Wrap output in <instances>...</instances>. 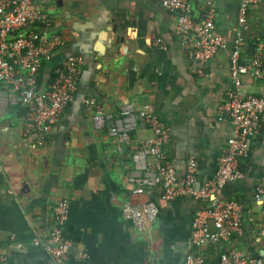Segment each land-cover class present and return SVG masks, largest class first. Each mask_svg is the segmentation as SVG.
Returning <instances> with one entry per match:
<instances>
[{
  "label": "crops",
  "instance_id": "obj_1",
  "mask_svg": "<svg viewBox=\"0 0 264 264\" xmlns=\"http://www.w3.org/2000/svg\"><path fill=\"white\" fill-rule=\"evenodd\" d=\"M189 1L196 18L213 2L215 33L225 41L204 66L182 49L176 14L157 0H49L51 32L66 46L43 67L42 88H49L53 69L67 56L81 55L83 62L76 101L42 145L25 130L26 109L1 100L0 256L8 264H53L44 246L50 240L53 207L63 199L70 202L65 227L72 244L69 264H184L193 254L203 256L206 264H218L225 245L191 244V224L204 202L188 197L164 202L158 188L134 194L135 149L151 131H134L131 145L120 154L82 107L85 97L111 112L149 106L170 129L166 154L178 176H185L194 159L197 187L214 180L232 136L230 123L219 113L231 86L229 57L239 34L242 61L253 59L256 42L264 36V0L250 8L244 28L237 24L241 0ZM117 36L124 41L117 43ZM259 90L257 81L244 78L240 94ZM239 166L243 178L227 184L217 197L242 205V234L233 239L234 247L264 260V202L256 199L264 177V124ZM127 202L159 206L145 232L123 218Z\"/></svg>",
  "mask_w": 264,
  "mask_h": 264
},
{
  "label": "built area",
  "instance_id": "obj_2",
  "mask_svg": "<svg viewBox=\"0 0 264 264\" xmlns=\"http://www.w3.org/2000/svg\"><path fill=\"white\" fill-rule=\"evenodd\" d=\"M157 2L176 14V33L189 58L204 66L224 48V39L215 33L216 10L212 1L207 2V9L199 18L194 16L189 0ZM257 2L240 1L237 16L240 28L246 27L250 8ZM48 5L49 0H0V103L4 99L26 109L25 130L36 134L39 145L45 143L46 136L75 102L83 62L81 55L67 56L53 69L54 77L49 88H42L39 79L43 67L66 46L61 36L51 32L54 18L47 11ZM243 45L238 34L229 57L231 86L219 107V113L232 127V136L219 160L215 179L204 186L197 187L194 159L188 161L185 176H178L166 154L170 129L149 106H125L111 112L93 97L82 99L84 112L91 116L94 128L105 130L120 154L131 145L134 131H151L152 136L135 149L136 172L131 179L135 184L134 194L158 188L164 202L186 197L204 202L191 224V244L195 248L225 245L218 264H264V260L248 257L233 245V239L242 234L241 203L217 197L227 184L243 178L240 161L250 156L252 145L264 124V36L257 40L256 52L250 62L242 61ZM161 49L166 47L161 45ZM244 78L259 83L257 94H240ZM148 158L151 159L149 163ZM256 199L264 202V177L257 187ZM159 210L155 202L140 206L127 202L122 213L125 220L143 233L157 219ZM52 213L50 240L44 249L53 264H69L72 244L65 233L70 214L69 200L58 202ZM39 244L37 240L36 245ZM85 256L80 255L81 258ZM0 264H8L5 257L0 256ZM184 264H206V260L199 254H193Z\"/></svg>",
  "mask_w": 264,
  "mask_h": 264
},
{
  "label": "water",
  "instance_id": "obj_3",
  "mask_svg": "<svg viewBox=\"0 0 264 264\" xmlns=\"http://www.w3.org/2000/svg\"><path fill=\"white\" fill-rule=\"evenodd\" d=\"M124 41V38L122 36H117L116 37V42H123ZM76 101V100H75Z\"/></svg>",
  "mask_w": 264,
  "mask_h": 264
},
{
  "label": "rangeland",
  "instance_id": "obj_4",
  "mask_svg": "<svg viewBox=\"0 0 264 264\" xmlns=\"http://www.w3.org/2000/svg\"><path fill=\"white\" fill-rule=\"evenodd\" d=\"M51 2H55V0H51ZM47 11L52 14V8L48 6Z\"/></svg>",
  "mask_w": 264,
  "mask_h": 264
},
{
  "label": "trees",
  "instance_id": "obj_5",
  "mask_svg": "<svg viewBox=\"0 0 264 264\" xmlns=\"http://www.w3.org/2000/svg\"><path fill=\"white\" fill-rule=\"evenodd\" d=\"M39 83L42 84V79L41 78L39 79Z\"/></svg>",
  "mask_w": 264,
  "mask_h": 264
}]
</instances>
